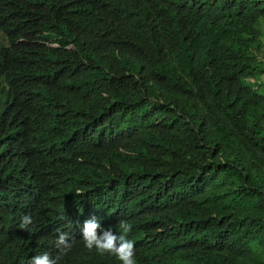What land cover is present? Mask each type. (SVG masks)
<instances>
[{
  "label": "trees",
  "instance_id": "16d2710c",
  "mask_svg": "<svg viewBox=\"0 0 264 264\" xmlns=\"http://www.w3.org/2000/svg\"><path fill=\"white\" fill-rule=\"evenodd\" d=\"M124 7L133 18L111 20L115 28L127 26L115 36H77L75 15L55 6L40 25L28 15L14 26L11 2L0 15L6 33L25 40L6 52L16 63L4 73L9 88L0 84V264H27L29 254L46 247L37 227L21 237V205L31 214L44 203L19 200L13 164L84 165L93 152L113 149L73 139L77 130L66 125L86 123L89 110L108 126V141L131 146L125 135L134 130L140 153L130 175L159 210L162 202L176 210L180 198L196 203L191 213L166 219L163 264H264V0H126ZM42 35L55 45L41 51V64H61L68 77L40 88L25 84L15 96L20 63ZM126 155L132 154L113 153ZM113 178L105 174L95 191L51 206L68 215V208L109 195ZM144 220L137 218L139 230ZM70 241L58 264H118L76 236ZM156 255L147 251L143 261Z\"/></svg>",
  "mask_w": 264,
  "mask_h": 264
},
{
  "label": "clouds",
  "instance_id": "9594fccd",
  "mask_svg": "<svg viewBox=\"0 0 264 264\" xmlns=\"http://www.w3.org/2000/svg\"><path fill=\"white\" fill-rule=\"evenodd\" d=\"M126 0H0V15L5 5L11 2L13 10L7 13L8 17L14 20V26L21 23L25 17L31 15L37 25L41 16L52 6H55L61 13L69 12L75 15L77 21L70 24L75 28L77 36L82 33L98 35L105 33L115 36L119 32L127 30L124 21L118 28L110 26L111 20L129 19L133 16H126L130 13V7L125 8ZM144 5L140 6V11ZM157 16L151 10L147 20L154 25ZM146 20V21H147ZM144 25V24H143ZM142 25V26H143ZM28 29H23L21 34ZM192 28L188 31L187 37L191 34ZM66 33V31H65ZM64 35V33H62ZM4 30L0 22V84L9 88L10 83L4 79V73L16 63V60L6 55L9 49L16 48L24 39L12 38ZM30 45L32 50L28 58L20 63L23 69V78L15 86V96L22 91L25 84L40 88L49 84L53 78L63 74L64 66L50 63L41 64L39 54L47 47H54L55 43L44 35L37 40L32 39ZM76 49V45H75ZM68 77V76H67ZM86 123L83 122L66 125L75 127L76 133L73 139L79 143L110 145L113 149L108 155L93 152L86 157V164H65L41 167L14 163V184L15 192L19 200L27 196L33 198L32 204L38 208L41 203L44 207L29 214L23 209L20 228L21 237L34 228H39L47 235L45 250L40 254H29L27 264H58L62 255H66L72 248L71 236L78 237L84 247L90 251L109 257L118 264H163L162 246L167 239L169 228L167 220L177 213H191L187 209H193V200L178 199L179 207L175 210L168 203L162 202L159 208L145 195L135 183L130 172L134 171L137 162L135 148V132H128L125 137L132 140L133 144L122 145L126 142L121 139L117 142L108 141L105 137L109 128L105 124H99L91 110L83 115ZM1 128V124H0ZM83 129V131H80ZM123 130L122 126H119ZM27 133L29 131L27 130ZM121 149L124 153L130 151L131 156L126 155L125 162L122 156H113L115 150ZM128 149V150H125ZM119 164L118 171L115 165ZM112 173L114 178L108 185L109 195L99 201H87L74 208H68V215L55 212L51 206L54 200L61 207H65L73 201L76 195H86L95 191L97 179L105 174ZM121 181L117 182V179ZM124 181H127L126 183ZM101 185V184H99ZM154 209L157 213L147 215V210L142 206ZM139 216H145L143 230H139L135 222ZM56 244V248H55ZM147 251L156 252L153 260L145 263L143 256ZM141 255V257H139Z\"/></svg>",
  "mask_w": 264,
  "mask_h": 264
}]
</instances>
